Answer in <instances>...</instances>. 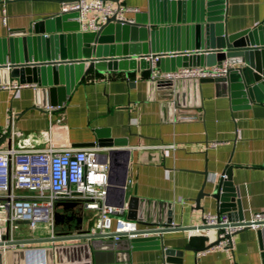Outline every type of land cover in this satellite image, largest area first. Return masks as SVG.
Instances as JSON below:
<instances>
[{"label":"crops","instance_id":"1","mask_svg":"<svg viewBox=\"0 0 264 264\" xmlns=\"http://www.w3.org/2000/svg\"><path fill=\"white\" fill-rule=\"evenodd\" d=\"M119 3L138 9L139 15L127 18L134 21L144 17L148 29L147 0H120ZM63 4L0 0V62L14 55L32 60L30 57L36 62L43 61L41 58L45 56L54 58L53 62L76 57L84 48L86 38L71 26L74 20L46 22L47 18L59 15ZM3 7L7 12V25L1 21ZM151 17L154 20V16ZM263 23L264 0H226L225 32L228 36L254 30ZM175 28L174 39L179 35ZM188 34L184 32L183 42ZM45 35L56 36L49 50L41 39ZM188 40L186 43L191 46L196 44L195 38ZM99 46L102 56L111 54L108 53L111 45L106 51V45ZM28 49L33 50L32 53ZM160 62L156 66L158 75L170 67L167 57ZM7 72L0 70V78L4 79L0 84L18 83L9 78ZM70 82L63 78L55 82L47 80L41 86L0 90V151L13 149L17 162L30 164L36 163L37 157L49 148H96L100 154L109 150L125 154V203L128 198L137 199L136 225L141 232L167 225L169 219L174 227H200L205 213L219 210L217 201L211 196L226 168H231L230 184L236 190L243 220L264 210V105L246 104L245 99L231 98L224 87L218 88L213 80L189 84L179 94L175 90L167 91L163 89L164 80L151 78L150 69L108 71L91 68L68 87ZM48 107L53 109L48 110ZM174 108L178 109L176 120H172ZM183 115L197 118L180 120ZM9 118H12V134L4 140L3 131ZM100 134L113 140L112 149L99 148L95 144ZM212 143L217 146L210 148ZM118 159L121 160L122 155ZM41 172H46L44 165ZM201 192L207 196L200 200V209H196L195 201ZM54 214L57 215L56 219L54 217L55 231L51 232L48 226L29 229L25 237L15 233L13 242L43 240L56 235L75 236L92 230L98 217L97 213L91 214L79 204H56ZM115 217L126 220L127 209ZM22 224L26 223H20L18 230ZM43 229L49 232L43 233ZM129 240L132 241L130 246ZM233 241L230 252L199 255L198 252L216 242L214 233L206 237L168 231L122 238L114 250H109L105 243L96 251L90 248L87 264H166L163 257L166 249L182 253L180 259H175L179 264H261L257 231L241 230L235 233ZM85 244L67 242L55 244V249L65 248L63 257L73 256L85 262ZM49 246L22 247L27 257L25 264L42 262L45 251L40 248ZM187 247L190 249L186 250ZM74 248L76 251L72 252ZM9 250L15 252L16 248ZM55 258L53 255V264H60Z\"/></svg>","mask_w":264,"mask_h":264},{"label":"water","instance_id":"2","mask_svg":"<svg viewBox=\"0 0 264 264\" xmlns=\"http://www.w3.org/2000/svg\"><path fill=\"white\" fill-rule=\"evenodd\" d=\"M46 2L72 3L77 0H41ZM114 4H119L120 0H103ZM147 12L150 15L148 29L145 18L134 19V23L117 22L115 19H109L100 30L96 33H82L86 38L83 45L84 48L76 57L53 62L54 58L45 56L43 61L26 60L18 55L8 61L0 62V70H7L9 78L15 79L20 85H36L41 86L45 82L63 79H70V86L78 81L81 76L89 69L96 68L98 70H149V62L144 59L149 56H156L160 53L174 52V56L168 58L170 67L166 72H174L178 68L199 67V66H218L223 62L229 65L225 77L216 78L213 81L218 88L223 89L231 98L245 99V103L254 102L264 105V23L254 30L242 32L235 36H228L225 32V9L226 0H147ZM151 16H154V20ZM76 15H54L46 19L47 24H54L59 21H67L76 19ZM145 25V26H144ZM186 25V28H185ZM79 31L78 24L71 25ZM178 32L176 39L173 38V32ZM180 27L179 29H177ZM132 29V30H131ZM189 32V38L192 41L195 38V45L186 43L187 38L183 42L184 32ZM46 49H50V45L56 42L55 35H45L41 37ZM122 41L124 44L119 43ZM119 43V44H118ZM88 45H93L88 46ZM106 45L108 53L101 55V46ZM18 52V50H16ZM33 50H29L32 53ZM35 51V50H34ZM195 51V52H193ZM114 53V54H113ZM46 55V53H45ZM168 55V54H166ZM49 60V61H46ZM51 61V62H50ZM161 59L156 63L158 67ZM4 82L0 78V83ZM197 81H178L172 83L163 82V89L167 91L177 92L178 94L185 91L189 84L197 85ZM187 84V85H186ZM178 98V97H177ZM179 100V98H178ZM10 135V129L4 134V140ZM99 148L114 147L113 140H108L104 135H97L95 143ZM94 144V145H95ZM122 155L119 160L118 156ZM123 153L115 150H109L100 157L104 162L109 164V188L107 204L116 208H123L125 204V182L127 177L126 159ZM206 194L201 192L196 201V209H200L199 203ZM221 205L231 204L234 211L230 215L232 221H243L241 215V207L236 196H228L225 185L220 182L214 194L211 196ZM61 204V202H59ZM57 203V204H59ZM137 199L134 197L127 200V220L137 222ZM73 205L75 203H62ZM56 208V207H55ZM237 208V209H236ZM237 210V211H235ZM56 219L57 215L54 214ZM171 220H167V225L157 226V229H149L138 231L132 236H145L163 234L168 231H184L188 232L193 228H171ZM247 229V228H245ZM113 235H93L90 231L80 232V234L72 236H52L43 240H33L25 242L9 243L7 236L3 237L0 243V264H25L26 253L21 250L22 247L32 246L36 244H47L49 247H42L44 250V260L39 264H53V255L56 262L60 264H87L88 253L91 248L96 251L97 247L105 243L109 250H114L116 245L121 242L112 240ZM257 238L260 249V263L264 264V227L257 231ZM67 242H86L83 246L84 255L87 256L85 262L78 260L73 256L71 258L63 257L66 252L65 248H56L55 244H63ZM128 246L132 241H127ZM14 246L15 252L9 250ZM54 247V248H52ZM189 250L190 248H185ZM206 249V248H205ZM74 251V249H72ZM80 250V249H79ZM61 254V255H60ZM73 255H76L73 253ZM163 257L166 264H179L177 260L182 257L180 251L166 249L163 250ZM60 258V259H59ZM87 260V261H86Z\"/></svg>","mask_w":264,"mask_h":264},{"label":"built area","instance_id":"3","mask_svg":"<svg viewBox=\"0 0 264 264\" xmlns=\"http://www.w3.org/2000/svg\"><path fill=\"white\" fill-rule=\"evenodd\" d=\"M136 8H129L122 4H114L103 0H77L64 3L59 15H76L74 20L82 33H96L109 19L117 22L134 23L128 15H139ZM7 12L3 7L1 21L7 25ZM160 53L144 60L149 62L151 78L160 77L164 81H205L225 77L229 65L223 62L216 66H199L178 68L174 72H156V63L161 58H170L174 52ZM168 54V55H166ZM28 85L17 82L0 84V90H18ZM53 109L48 107V110ZM177 108L173 109L172 120H176ZM175 115V116H174ZM196 116L183 115L180 120H194ZM12 118L7 120L3 133L10 129ZM216 143L210 144L215 148ZM34 164L17 162L13 149L0 151V243L7 236L8 242L13 243L14 235L20 223L28 224L30 230L43 224L54 230V212L56 204L75 203L86 211H95L98 214L94 227L90 230L93 235L112 234L114 241L122 238L131 239L133 233L138 232L133 221L120 219L115 216L127 209L116 208L107 204L109 184V164L100 157L96 148L83 150H54L49 148L44 154L37 157ZM43 165L46 172H41ZM230 170L226 168L221 174V182L225 185L228 196L236 195L230 182ZM18 192H22L18 194ZM216 213H205L200 227L188 231L189 234L209 236L214 233L216 242L206 249L198 252L199 255L217 251L230 252L233 248V236L245 228L259 231L264 227V210L254 213L247 221H232L230 215L234 213L231 204L221 205ZM171 228H179L171 226ZM146 236V235H145ZM15 249L14 246L9 247ZM3 250V249H0Z\"/></svg>","mask_w":264,"mask_h":264},{"label":"rangeland","instance_id":"4","mask_svg":"<svg viewBox=\"0 0 264 264\" xmlns=\"http://www.w3.org/2000/svg\"><path fill=\"white\" fill-rule=\"evenodd\" d=\"M129 3H134L133 1H130ZM142 3V2H140ZM89 213L93 214V213H96L95 211H88ZM43 226H46V225H43V224H39L37 225L36 229H39V228H43ZM19 230L16 232V235L19 234L21 237H25V236H28L29 235V227H28V224H22L19 226ZM49 230V229H48ZM48 230H44L43 229V233H48L49 231ZM55 231V230H54Z\"/></svg>","mask_w":264,"mask_h":264}]
</instances>
